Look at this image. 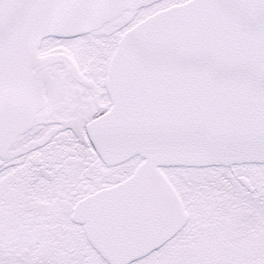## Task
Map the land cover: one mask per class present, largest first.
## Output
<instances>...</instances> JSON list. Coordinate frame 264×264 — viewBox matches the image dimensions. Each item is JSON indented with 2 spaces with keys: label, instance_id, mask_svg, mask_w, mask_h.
<instances>
[{
  "label": "snow or ice",
  "instance_id": "6c2138e0",
  "mask_svg": "<svg viewBox=\"0 0 264 264\" xmlns=\"http://www.w3.org/2000/svg\"><path fill=\"white\" fill-rule=\"evenodd\" d=\"M0 264H264V0H0Z\"/></svg>",
  "mask_w": 264,
  "mask_h": 264
}]
</instances>
